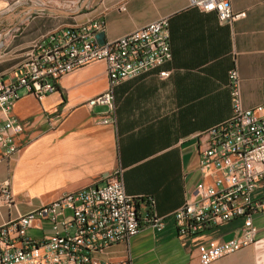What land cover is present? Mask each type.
Segmentation results:
<instances>
[{
	"label": "crops",
	"instance_id": "0c3cea01",
	"mask_svg": "<svg viewBox=\"0 0 264 264\" xmlns=\"http://www.w3.org/2000/svg\"><path fill=\"white\" fill-rule=\"evenodd\" d=\"M4 3L0 73L12 74L18 57L48 33L99 20L107 41L168 17L172 55L160 67L115 87L111 123H103V116L94 114L99 109L86 105L108 87L103 61L63 75L56 90L40 101L32 95L19 99L13 112L25 125L19 136L22 150L16 163L0 161V182L9 179L15 205L3 204L0 197V225L65 192L102 185L121 168L125 192L138 213L148 210L152 198L164 227L143 226L130 239L97 253L99 260L200 264L199 244L238 235L241 218L193 236L179 235L172 212L200 179L207 131L231 116L229 72L236 70L244 107L264 102V0H230L232 11L245 16L224 23L190 0H75L70 8L57 0ZM161 70L168 76L160 77ZM252 199L264 200V179ZM252 220L258 230L255 242L210 264H264V209L253 212ZM28 233L48 236L49 222L37 221Z\"/></svg>",
	"mask_w": 264,
	"mask_h": 264
},
{
	"label": "built area",
	"instance_id": "2783aa9c",
	"mask_svg": "<svg viewBox=\"0 0 264 264\" xmlns=\"http://www.w3.org/2000/svg\"><path fill=\"white\" fill-rule=\"evenodd\" d=\"M23 1L14 0L13 4ZM67 8L75 0H64ZM202 12H214L220 23L236 20L245 12H233L230 0H190ZM103 21L85 30L73 25L49 42L35 41L15 63L11 72L0 73V161L16 163L22 150L19 136L24 123L14 114L15 103L26 95L42 100L56 90L65 74L95 61L106 67L108 87L89 98L86 105L114 121V89L123 80L158 68L171 59L168 17H160L118 38L100 44L96 34ZM0 37V45L3 42ZM166 70L160 77L168 76ZM231 116L207 131L206 147L198 162L200 179L184 203L172 212L179 235L193 236L233 219L241 218L238 235L211 239L196 248L200 264L251 245L257 238L252 213L264 209V200L252 192L264 179V102L244 107L236 70L229 72ZM1 202L15 205L9 179L0 182ZM139 214L135 200L125 192L122 169L108 174L105 183L61 194L40 203L0 225V264H130L128 260L101 261L95 257L113 243L123 242L143 226L164 227L153 208ZM48 221L51 233L35 238L28 231L37 221Z\"/></svg>",
	"mask_w": 264,
	"mask_h": 264
},
{
	"label": "bare ground",
	"instance_id": "6f19581e",
	"mask_svg": "<svg viewBox=\"0 0 264 264\" xmlns=\"http://www.w3.org/2000/svg\"><path fill=\"white\" fill-rule=\"evenodd\" d=\"M89 26H94L93 23L91 22H86V23H83V24H79V25H74L73 26V29L75 30H85V29H88ZM61 32H65V27L64 28H59V29H56L50 33L47 34V36L44 38V40L40 41V42H49L51 41L52 38H54L55 36H59L61 35ZM2 35L0 34V37ZM158 219H161L160 217L157 216Z\"/></svg>",
	"mask_w": 264,
	"mask_h": 264
},
{
	"label": "water",
	"instance_id": "95a60500",
	"mask_svg": "<svg viewBox=\"0 0 264 264\" xmlns=\"http://www.w3.org/2000/svg\"><path fill=\"white\" fill-rule=\"evenodd\" d=\"M96 38L100 44H103L105 42L104 40V33L102 31L98 32L96 34Z\"/></svg>",
	"mask_w": 264,
	"mask_h": 264
},
{
	"label": "rangeland",
	"instance_id": "374dc122",
	"mask_svg": "<svg viewBox=\"0 0 264 264\" xmlns=\"http://www.w3.org/2000/svg\"><path fill=\"white\" fill-rule=\"evenodd\" d=\"M4 1L5 0H0V8H2L4 5H5V3H4ZM12 2H14V0H11ZM54 1H56V0H54ZM57 1H59V3H63L64 2V0H57ZM12 4V3H11ZM10 5V4H9ZM13 5V4H12ZM9 7H11V6H9ZM7 8V7H6Z\"/></svg>",
	"mask_w": 264,
	"mask_h": 264
}]
</instances>
